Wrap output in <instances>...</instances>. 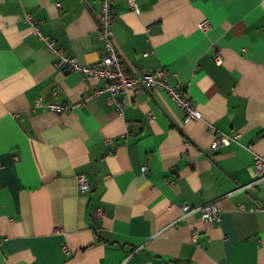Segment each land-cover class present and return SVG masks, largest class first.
<instances>
[{
    "label": "crops",
    "instance_id": "1",
    "mask_svg": "<svg viewBox=\"0 0 264 264\" xmlns=\"http://www.w3.org/2000/svg\"><path fill=\"white\" fill-rule=\"evenodd\" d=\"M138 1L139 14L112 3L124 67L167 68L201 119L185 122L159 89L130 93L122 115L106 95L37 106L71 105L103 80L55 69L25 16L94 65L101 0H0V264H264V182L243 188L264 156V0ZM217 133L239 137L213 153ZM213 201L216 223L183 216Z\"/></svg>",
    "mask_w": 264,
    "mask_h": 264
},
{
    "label": "built area",
    "instance_id": "2",
    "mask_svg": "<svg viewBox=\"0 0 264 264\" xmlns=\"http://www.w3.org/2000/svg\"><path fill=\"white\" fill-rule=\"evenodd\" d=\"M128 7L137 14L141 12L138 0H126ZM113 0H101V9L97 15L99 22L98 37L102 42L101 58L98 63L94 65L81 64L76 57L65 56L56 48V42L53 38L46 35L42 30L43 21L34 19L32 14L27 13L25 22L31 27L34 36L53 54L56 59L53 66L57 70L62 71H77L83 74L84 79L97 77L103 80V84L93 89L82 97V99L71 105L61 102H44L42 97L36 100V105L39 107H47L57 113H64L70 111L74 107L84 106L90 100H97L102 95H106V102L109 105H115L117 112L122 115L124 107L127 103V97L130 93L137 96L146 90L159 89L167 92L175 104L185 112V122L193 119H201L202 114L196 108L191 97L186 92L173 86L169 82L170 73L167 68L161 67L151 71H134L129 72L123 65V58L118 50V45L115 40L113 32V25L115 17L112 8ZM211 27L210 21L206 20L200 24V28L204 31ZM58 94V90L54 91ZM151 119L154 114L150 113ZM214 131V129H213ZM239 134L230 138L224 134L217 133L214 141L210 145L211 152L215 153L221 146L229 144L231 141H236ZM111 141V139H106ZM255 169V180L243 188L255 186L264 182V156L256 155L253 160ZM143 172L147 171V167H142ZM77 185L81 193H87L92 189V184L86 175L80 174L77 176ZM242 208V206H240ZM257 209L264 212V203L257 206ZM183 216L188 215L194 211H199L201 219L205 223L213 224L219 221L221 210L217 202H208L199 207H192L185 204L181 208ZM97 219L102 220L105 213L101 208L95 211ZM198 234L193 235V240H196Z\"/></svg>",
    "mask_w": 264,
    "mask_h": 264
}]
</instances>
